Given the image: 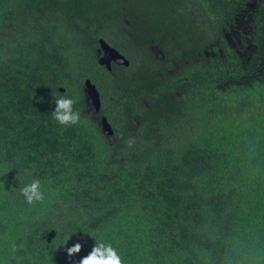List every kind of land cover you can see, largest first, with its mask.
<instances>
[{"label": "trees", "instance_id": "16d2710c", "mask_svg": "<svg viewBox=\"0 0 264 264\" xmlns=\"http://www.w3.org/2000/svg\"><path fill=\"white\" fill-rule=\"evenodd\" d=\"M106 22L147 57L96 62L98 82L69 35L93 54ZM62 94L78 125L53 119ZM18 175L45 200L28 205ZM0 186V264H79L92 233L125 264H264V0H0Z\"/></svg>", "mask_w": 264, "mask_h": 264}, {"label": "clouds", "instance_id": "9594fccd", "mask_svg": "<svg viewBox=\"0 0 264 264\" xmlns=\"http://www.w3.org/2000/svg\"><path fill=\"white\" fill-rule=\"evenodd\" d=\"M54 102L55 108L52 111V117L59 125L67 127L81 123V111L75 107L78 102L76 98L71 95L62 94L54 98ZM132 143L133 141L129 140V146H131ZM2 171H7V168L2 169ZM16 179L21 185L19 187V193L28 205H33L45 200L46 193L42 189V182L40 179H33L30 183L24 182V175H18ZM91 235L95 238V243L91 251L86 256L79 259V264H125L118 247L114 246L113 243L107 241L103 236L97 233H92ZM65 239L69 240L71 237H66ZM81 249V242H74L70 247H67V254L71 257L73 254L80 253Z\"/></svg>", "mask_w": 264, "mask_h": 264}, {"label": "rangeland", "instance_id": "374dc122", "mask_svg": "<svg viewBox=\"0 0 264 264\" xmlns=\"http://www.w3.org/2000/svg\"><path fill=\"white\" fill-rule=\"evenodd\" d=\"M64 21H65V17L60 15L58 18L59 23H57V24L59 26L63 27V24H65V23H63ZM108 25H109L108 22H106L104 24V30H103L101 38L113 46H115L113 43L121 44L122 48L120 49V51L130 60L129 72H132L133 69H136V66L139 63H141V61H143L147 56L143 55V54H139V50L136 49L135 46L129 42V40L127 43V38H124L122 33H119V31L123 27L122 23L113 22L109 26ZM68 31H70V30H68ZM90 31H91V29L88 30V32H90ZM10 36L12 39L13 35H10ZM69 36H70L69 42L72 46V49H73L72 51L74 52L76 70L81 71V74H80L81 76L83 74H87L88 76H91V78L93 80H94V78H96V80L98 82L99 81L102 82L104 79V75L101 72H99L100 67L98 65H96V62H98L97 61L98 57L101 55V51L99 49V46H95L94 53L91 54L89 47H87L84 44V37L82 35L77 34V33L74 34V31H72V34ZM154 47L152 49H153L154 54L156 55L159 52H158V49L156 48V46H154ZM92 58H94V59H92ZM81 79L84 80V78H81ZM83 90L85 92L84 86H83ZM85 96H86V94H85ZM88 104H89V106H88V108H86L85 114L93 117V115H92L93 109L90 106L89 100H88ZM114 114L116 115V116H114V118L116 119V122L119 123V121H120L119 111L114 113ZM194 117L195 116H192V118H194ZM192 118L188 117V120H184L183 125H182V129H181L182 130L181 134L188 136V132L190 131V128H193L192 125L194 123V119H192ZM95 120H97V119L95 118ZM103 135L107 138L108 142L114 141L113 136H107L105 134H103ZM166 135L171 140L178 138V135L174 131V129L172 132H168V134H166ZM127 149H135V145H131Z\"/></svg>", "mask_w": 264, "mask_h": 264}, {"label": "water", "instance_id": "95a60500", "mask_svg": "<svg viewBox=\"0 0 264 264\" xmlns=\"http://www.w3.org/2000/svg\"><path fill=\"white\" fill-rule=\"evenodd\" d=\"M98 43L101 50V56H99L98 58V63L100 65H105L108 70H110L111 68V62L128 67L129 60L124 55H122L115 47L111 46L102 38L98 40ZM84 83L86 97L90 101V105L94 112H98L101 106L100 92L95 84L92 83L89 79H86ZM100 130L107 136L113 135L112 126L105 116H102L100 118Z\"/></svg>", "mask_w": 264, "mask_h": 264}, {"label": "flooded vegetation", "instance_id": "af4514ba", "mask_svg": "<svg viewBox=\"0 0 264 264\" xmlns=\"http://www.w3.org/2000/svg\"><path fill=\"white\" fill-rule=\"evenodd\" d=\"M99 49H100V47H99ZM111 65H112V63H111ZM91 106V105H90Z\"/></svg>", "mask_w": 264, "mask_h": 264}]
</instances>
